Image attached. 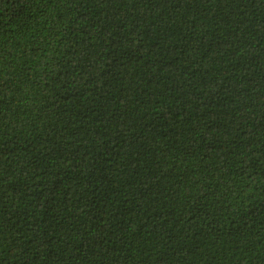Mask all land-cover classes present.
<instances>
[{
  "label": "trees",
  "instance_id": "1",
  "mask_svg": "<svg viewBox=\"0 0 264 264\" xmlns=\"http://www.w3.org/2000/svg\"><path fill=\"white\" fill-rule=\"evenodd\" d=\"M0 264H264V0H0Z\"/></svg>",
  "mask_w": 264,
  "mask_h": 264
}]
</instances>
